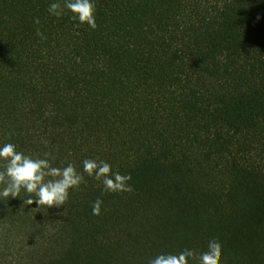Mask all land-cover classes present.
Listing matches in <instances>:
<instances>
[{
  "label": "trees",
  "instance_id": "obj_1",
  "mask_svg": "<svg viewBox=\"0 0 264 264\" xmlns=\"http://www.w3.org/2000/svg\"><path fill=\"white\" fill-rule=\"evenodd\" d=\"M54 2L0 0V147L86 183L61 207L0 198V264H148L212 239L220 264H264V0H93L95 29Z\"/></svg>",
  "mask_w": 264,
  "mask_h": 264
},
{
  "label": "clouds",
  "instance_id": "obj_2",
  "mask_svg": "<svg viewBox=\"0 0 264 264\" xmlns=\"http://www.w3.org/2000/svg\"><path fill=\"white\" fill-rule=\"evenodd\" d=\"M73 13V19H78L81 24H87L92 29L97 27L96 5L93 0H64L51 3L48 7L50 14L61 16L64 9ZM39 24V19L35 21ZM37 34L42 38V33L37 29ZM49 153L45 158L32 157L17 150V145L5 143L0 147V160L5 163L0 170V198L7 200L9 197H20L21 190L33 194L24 204H37L39 210L42 206L61 207L69 199L70 190L79 189L82 183H86L84 175L77 170L75 165L68 163L65 167H54ZM83 172L95 180L101 181L105 191L132 192L130 185L132 177L113 172L112 166L103 160L85 159ZM48 178V179H46ZM35 197L36 199H33ZM103 201L98 197L93 203V214H101ZM38 212V211H37ZM63 215V213H62ZM222 259V245L216 240L209 241L207 250L198 253L194 249H184L178 254H159L148 261V264H220Z\"/></svg>",
  "mask_w": 264,
  "mask_h": 264
}]
</instances>
